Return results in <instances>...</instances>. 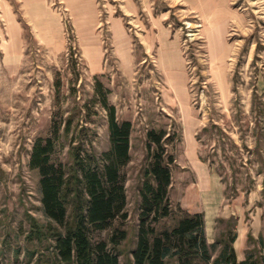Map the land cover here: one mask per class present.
Wrapping results in <instances>:
<instances>
[{
    "label": "rangeland",
    "instance_id": "rangeland-1",
    "mask_svg": "<svg viewBox=\"0 0 264 264\" xmlns=\"http://www.w3.org/2000/svg\"><path fill=\"white\" fill-rule=\"evenodd\" d=\"M47 1L61 18L62 48L40 43L15 7L23 24L24 52L15 64L4 61L0 52V264H51L49 242L29 238L33 221H46L39 176L29 167L30 153L39 137L50 135L53 122L60 123L62 133L69 118L71 132L61 137L55 160H67L77 122L90 128L87 134L93 150L109 147L106 111L95 90L97 82L108 91L107 102L115 106L116 118L132 123L131 159L123 168L128 238L120 248L119 264H132L130 249L137 231L138 186L147 161L149 129L166 132V150L174 155L171 174L178 177L176 163L182 162L184 146L182 104L188 108L185 125L194 126L199 157L223 185L224 202L231 203L250 191H257L256 197L264 201V0H221L212 34L187 3L151 0V14L164 19L163 25L177 37L183 56L184 90L175 92L158 67L157 45L144 42L145 35L153 32L144 11L137 15L145 21L140 27L122 20L126 44L112 24L122 16L119 2L94 0L98 20L92 39L101 48L102 71L93 74L82 40L87 35L80 34L86 30L74 26L61 0ZM124 53L131 56L128 71ZM180 192L179 184L170 188L174 204H179L174 198ZM162 222L169 225L172 219ZM248 247L256 249L257 239L249 240Z\"/></svg>",
    "mask_w": 264,
    "mask_h": 264
},
{
    "label": "trees",
    "instance_id": "trees-1",
    "mask_svg": "<svg viewBox=\"0 0 264 264\" xmlns=\"http://www.w3.org/2000/svg\"><path fill=\"white\" fill-rule=\"evenodd\" d=\"M100 104L106 111L109 147L97 152L89 139V127L75 125L66 161L53 155L61 137L71 132L69 118L60 133L53 122L50 135L39 137L31 150L29 167L38 173V189L44 223L33 221L30 239H46L53 255L51 264H119L120 248L128 238L126 179L132 123L116 118L101 82ZM166 132L146 133L147 161L138 186V224L132 264H264V235L258 247L239 260L233 243L236 221L219 219L215 242L205 236L203 213H189L170 198L173 153L165 147ZM174 205V206H173ZM175 211L177 213H175ZM172 219L169 225L163 220ZM104 233V234H103ZM103 234V235H102ZM249 240H252L249 237Z\"/></svg>",
    "mask_w": 264,
    "mask_h": 264
},
{
    "label": "crops",
    "instance_id": "crops-1",
    "mask_svg": "<svg viewBox=\"0 0 264 264\" xmlns=\"http://www.w3.org/2000/svg\"><path fill=\"white\" fill-rule=\"evenodd\" d=\"M61 1L65 5V8L71 13L74 26L76 28L87 29L85 33L81 32L80 34L81 36L87 35L84 39H81L87 44L86 53L87 58L91 60L90 68L93 74L101 72V48L97 43H94L92 39L93 27L97 17L94 0ZM116 1L119 2V10L122 16H118V19L113 21L112 24L115 29L117 28V31L114 32L120 35L119 38L122 37L121 42H125L126 44L129 43L126 33H124V31L122 32V20L124 18L129 19L130 23L135 22L134 25L140 27L144 25L145 21L139 16L137 17L138 13L142 10L148 14L147 18L153 32H148L145 35L144 42L148 46L153 44L157 45L158 67L165 77H167L171 90H174V92L176 89L183 91L185 85V72H183V61L177 42L178 39L177 37H172L169 29L163 25L164 19H162V17H155L151 14V0ZM176 1L187 3L192 10L201 15L203 21L206 23L207 33L211 32L212 34V32L215 31L217 27V24L214 23L216 15L215 10L218 5H222L221 0H202L203 2L200 0ZM15 7L19 8L23 19L27 22L34 37L40 43L47 46L55 45L56 47L62 48L64 38L62 34L61 18L54 14L52 9L49 8L47 0H0V52L4 61H7L9 64H15L22 57L25 48L23 24L18 18ZM208 17H210V19ZM125 56L124 65L125 69L128 71L132 66L131 56L128 53H125ZM172 61H174V63ZM163 64H165L166 67L163 66ZM174 65L175 67L177 65V67L175 68ZM180 85L183 86L180 87ZM183 98V95H181V99ZM182 102L184 101H181V103ZM182 105L184 108L182 111V138L184 142L181 157L182 162L179 161L176 163L177 168H179L177 173L178 177L176 175L174 179L173 174L171 179V187H177V184H179L181 192L179 197L174 199L179 203L181 208L189 213H203L205 236L208 243L215 242L217 238L219 219H234L236 221V238L233 247L236 251L237 258L241 260L244 258L245 252L249 248V237L257 239L260 235H264V201L260 202L259 196L256 197L258 194L257 191H250L247 195L237 196L231 203L224 202L223 185L214 170L199 157L198 142L195 137L194 126L192 128V126L189 127L185 125V104Z\"/></svg>",
    "mask_w": 264,
    "mask_h": 264
},
{
    "label": "bare ground",
    "instance_id": "bare-ground-1",
    "mask_svg": "<svg viewBox=\"0 0 264 264\" xmlns=\"http://www.w3.org/2000/svg\"><path fill=\"white\" fill-rule=\"evenodd\" d=\"M200 1H202V0H200ZM77 2H78V1H77ZM202 2H203V1H202ZM202 2H201V3H202ZM196 3H198V2H196ZM205 3H206V2H205ZM78 4H79V3H78ZM129 4H130V3H129ZM207 4H209V3H207ZM218 4H219V3H218ZM203 5H204V4H203ZM212 6H213V5H212ZM216 6H217V4H216ZM92 9H93V8H92ZM92 9H91V10H92ZM211 9H212V8H211ZM206 10H207V9H206ZM209 10H210V9H209ZM199 12H200V11H199ZM219 14H220V13H219ZM223 14H224V13H223ZM96 15H97V14H96ZM202 15H203V13H202ZM211 17H212V16H211ZM96 18H97V17H96ZM208 18L210 19V17H208ZM93 19H95V18H93ZM204 19H205V18H204ZM209 19H208V20H209ZM97 20H98V18H97ZM85 25H86V22H85ZM87 27H89V26H87ZM90 27H91V26H90ZM120 27H121V26H120ZM116 29H117V28H116ZM116 29H115V31H117ZM86 30H87V29H86ZM120 30H121V29H120ZM122 32H123V30H122ZM158 33H159V31H158ZM11 34H12V33H11ZM160 34H161V33H160ZM225 34H226V33H225ZM123 37H124V36H123ZM225 37H226V36H225ZM121 38H122V37H121ZM160 38H162V37H160ZM163 38H164V37H163ZM223 38H224V37H223ZM117 40H118V39H117ZM123 40H124V38H123ZM153 40H154V39H153ZM160 40H161V39H160ZM177 42H178V41H177ZM123 43H124V42H123ZM154 43H155V42H154ZM165 43H166V42H165ZM165 43H164V44H165ZM173 44H174V43H173ZM125 45H126V44H125ZM159 46H160V45H159ZM175 46H176V45H175ZM178 46H179V45H178ZM214 46H215V43H214ZM120 47H121V46H120ZM163 47H164V46H163ZM173 47H174V46H173ZM228 47H229V45H228ZM174 48H175V47H174ZM152 49H153V48H152ZM229 51H230V50H229ZM220 52L222 53V51H220ZM223 52H224V49H223ZM9 54H10V53H9ZM10 55H11V54H10ZM122 55L125 56V53L122 54ZM178 55H179V54H178ZM219 55H220V54H219ZM157 56H158V55H157ZM173 56H174V55H173ZM217 56H218V55H217ZM218 57H219V56H218ZM173 58H175V57H173ZM178 58H179V57H178ZM182 58H183V56H182ZM124 59H126V56L124 57ZM169 60H170V59H169ZM215 60H216V59H215ZM161 61H162V59H161ZM176 61H177V60H176ZM182 61H183V60H182ZM158 62H159V61H158ZM183 62H184V61H183ZM166 63H167V60H166ZM173 63H174V61H173ZM175 63H176V62H175ZM181 63H182V62H181ZM158 64H159V63H158ZM172 65H173V64H172ZM14 66H15V65H14ZM163 66L166 67L165 64H163ZM169 66H170V65H169ZM178 66H179V65H178ZM181 66H182V64H181ZM184 66H185V65H184ZM12 67H13V66H12ZM12 67H9V68H12ZM160 67H161V66H160ZM174 67H175V65H174ZM176 67H177V65H176ZM176 67H175V68H176ZM184 68H185V67H184ZM184 68H183V69H184ZM168 69H169V67H168ZM181 69H182V68H181ZM184 70H185V69H184ZM184 70H183V72H185ZM168 71H170V70H168ZM172 71H173V70H172ZM174 72H175V69H174ZM177 73H178V72H177ZM179 73H181V72H179ZM183 74H184V73H183ZM183 74H182V75H183ZM169 75H170V74H169ZM171 76H174V75H171ZM181 86H183V85H180V87H181ZM186 88H187V87H186ZM173 93H174V92H173ZM180 93H181V92H180ZM187 93H188V92H187ZM186 95H187V94H186ZM172 96H173V95H172ZM185 98H186V97H185ZM187 99H189V98H187ZM177 101H178V100H177ZM185 108H187V107H185ZM187 109H188V108H187ZM185 110H186V109H185ZM186 111H187V110H186ZM187 112H188V111H187ZM184 113H185V111H184ZM191 143H192V142H191ZM192 147H193V146H192ZM194 164H195V163H194ZM196 164H197V163H196ZM204 168H205V167H204ZM208 172H209V171H208ZM208 175H209V174H208ZM203 177H204V176H203ZM198 184H200V183H198ZM201 185H202V184H201ZM197 187H198V186H197ZM199 189H200V188H199ZM194 197H195V196H194ZM186 202H187V201H186ZM192 204H194V203H192ZM193 206H194V205H193ZM208 220H209V219H208Z\"/></svg>",
    "mask_w": 264,
    "mask_h": 264
}]
</instances>
